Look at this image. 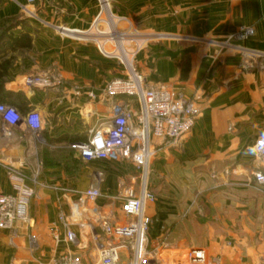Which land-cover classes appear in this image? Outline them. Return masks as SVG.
I'll list each match as a JSON object with an SVG mask.
<instances>
[{
  "label": "crops",
  "instance_id": "crops-1",
  "mask_svg": "<svg viewBox=\"0 0 264 264\" xmlns=\"http://www.w3.org/2000/svg\"><path fill=\"white\" fill-rule=\"evenodd\" d=\"M111 4L132 27L208 40L198 49L169 38L149 44L136 58L146 83L165 84L201 109L178 146L153 141L157 153L147 186L156 199L145 207L149 249L158 247L165 260H183L191 248H202L207 264H264V189L254 175L264 172L255 151L264 138V60L244 69L240 50L264 51V0ZM97 14V0H0V27L7 33L0 49V104L23 117L8 126L0 116V195L14 191L10 169L23 173L36 192L29 230H0V264H47L66 253L97 264L99 248L109 241L102 222H129L119 195L128 182L140 192L141 172L133 161H85L71 147L112 117L117 100L135 114L140 110L135 98L103 94L107 82L125 75L119 60L66 31L88 29ZM244 25L253 26L254 35L234 40L233 49L215 57L221 41ZM33 110L43 120L37 133L24 121ZM91 186L101 192L95 200L83 196ZM68 230L75 243L67 240ZM121 255L128 259L126 250Z\"/></svg>",
  "mask_w": 264,
  "mask_h": 264
},
{
  "label": "built area",
  "instance_id": "built-area-1",
  "mask_svg": "<svg viewBox=\"0 0 264 264\" xmlns=\"http://www.w3.org/2000/svg\"><path fill=\"white\" fill-rule=\"evenodd\" d=\"M35 1L27 0V3L34 4ZM97 2L100 9L88 29L66 31L75 34L80 40L93 42L100 53L119 60L125 75L107 82L103 94L109 100L124 96L135 98L140 104V110L135 114L127 108L124 100H117L112 106V117L93 129L87 141L73 143L71 147L85 161L132 160L142 178L139 193H136L134 182H130L123 186L119 195L122 213L129 218V222L123 225H115L108 220L102 222V229L109 241L99 248L97 264H207L206 252L202 248H191L183 260H165L160 257L158 249H149V219L145 215L147 203L156 199L147 186L150 163L157 153L153 141L160 140L167 147L178 146L194 128L201 109L195 100L165 84L145 82L134 61L138 53L137 40H134L137 35L129 19L114 13L110 0ZM122 23L127 25L124 27ZM254 33L253 26L244 25L235 31L232 38L246 42ZM127 42L130 44L126 46ZM240 50L245 58L242 64L244 69L252 65V60H264V51L246 47ZM32 81L49 85L44 79ZM0 116L8 126H15L23 120L16 108L7 104H0ZM24 121L33 132H40L43 128L41 115L35 110L29 112ZM255 151L264 164V138L256 141ZM8 176L14 191L0 195V230H14L19 226L28 231L32 224L30 205L36 192L26 184L23 173L10 169ZM255 180L264 189V172H257ZM100 195V190L94 186L83 194L88 200H95ZM60 220H63V216H60ZM55 238L58 240L56 234ZM31 239L34 242L33 236ZM116 239L125 241L115 242ZM67 240L76 242V236L71 230L67 231ZM124 250L128 252V259L122 258L121 252ZM47 264L88 263L77 255L66 253Z\"/></svg>",
  "mask_w": 264,
  "mask_h": 264
},
{
  "label": "rangeland",
  "instance_id": "rangeland-1",
  "mask_svg": "<svg viewBox=\"0 0 264 264\" xmlns=\"http://www.w3.org/2000/svg\"><path fill=\"white\" fill-rule=\"evenodd\" d=\"M111 1V0H110ZM100 9V6L98 4V11ZM111 10L117 15V16H120V17H125L127 18V16H124V15H121L119 13H117L115 10H114V7L112 6L111 4ZM22 11L24 13H27V9H26V6H22ZM133 23V22H132ZM134 24V23H133ZM134 27V30L133 32L135 33V35H137V38L134 39V40H137V55L143 50L146 48V46H148L149 44H160L163 40H166V39H175V40H180L181 42H184L185 44H191L192 46L194 47H197L198 49L202 48L203 46L206 45V43H208V40L206 41V38L204 37H196V36H189V35H184V34H181V35H178V34H171L169 32H166V31H145L143 30L142 28H139L136 24L133 25ZM125 27V25H124ZM4 31V30H3ZM6 31V30H5ZM236 31V30H235ZM235 31L230 34L229 36H227V38L225 40H222L221 41V44L220 45L221 47H218V49L216 50V53H215V57L217 58H220L222 55H223V52L225 49H230V48H234V40L232 38V35L235 33ZM138 34L140 36H138ZM209 42H213V41H209ZM220 44V42H217V46ZM130 43L127 42L126 43V46L129 45ZM131 46H133V43L131 44ZM137 55L135 57V64H136V58H137ZM244 59L245 58H242L241 59V64H243L244 62ZM259 60V59H258ZM257 172L254 173V175L256 174ZM150 176V174H149ZM125 183V182H124ZM129 183V182H128ZM126 183V184H128ZM125 184H123L124 186ZM149 229H150V222H149V227H148V231L147 233H149ZM148 236V234H147ZM155 249H158V247H153L152 250H155Z\"/></svg>",
  "mask_w": 264,
  "mask_h": 264
},
{
  "label": "trees",
  "instance_id": "trees-1",
  "mask_svg": "<svg viewBox=\"0 0 264 264\" xmlns=\"http://www.w3.org/2000/svg\"><path fill=\"white\" fill-rule=\"evenodd\" d=\"M6 35H7L6 31H3V29L0 27V49L3 48V45H5L2 43V41H3V37ZM9 38L11 39V36ZM19 40H21V38ZM17 41L18 40H14L15 43H17ZM26 41H27V39L25 41L21 40V42L24 46L27 45Z\"/></svg>",
  "mask_w": 264,
  "mask_h": 264
}]
</instances>
